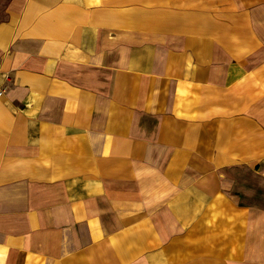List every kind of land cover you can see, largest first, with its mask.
Masks as SVG:
<instances>
[{
  "label": "crops",
  "instance_id": "0c3cea01",
  "mask_svg": "<svg viewBox=\"0 0 264 264\" xmlns=\"http://www.w3.org/2000/svg\"><path fill=\"white\" fill-rule=\"evenodd\" d=\"M0 264H264V0H0Z\"/></svg>",
  "mask_w": 264,
  "mask_h": 264
},
{
  "label": "built area",
  "instance_id": "2783aa9c",
  "mask_svg": "<svg viewBox=\"0 0 264 264\" xmlns=\"http://www.w3.org/2000/svg\"><path fill=\"white\" fill-rule=\"evenodd\" d=\"M4 87H0V98L4 95Z\"/></svg>",
  "mask_w": 264,
  "mask_h": 264
}]
</instances>
